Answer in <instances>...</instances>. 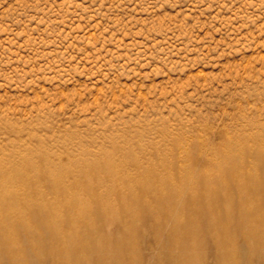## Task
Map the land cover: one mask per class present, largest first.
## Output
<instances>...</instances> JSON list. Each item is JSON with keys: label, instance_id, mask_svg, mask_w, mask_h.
Returning <instances> with one entry per match:
<instances>
[{"label": "rangeland", "instance_id": "1", "mask_svg": "<svg viewBox=\"0 0 264 264\" xmlns=\"http://www.w3.org/2000/svg\"><path fill=\"white\" fill-rule=\"evenodd\" d=\"M236 168L256 177L229 183ZM190 170L230 185L204 244L167 212L117 213L109 188L148 200L140 185ZM0 201L10 225H45L48 205L69 229L99 221L112 246L133 240L116 264H264V0H0ZM42 247L28 261L56 264Z\"/></svg>", "mask_w": 264, "mask_h": 264}, {"label": "bare ground", "instance_id": "2", "mask_svg": "<svg viewBox=\"0 0 264 264\" xmlns=\"http://www.w3.org/2000/svg\"><path fill=\"white\" fill-rule=\"evenodd\" d=\"M167 165L168 164H166V166ZM139 166H142V165H139ZM159 166H161V165H159ZM163 166H165V165H163ZM148 167L147 168L141 167V168H144L147 170ZM169 168H171V167H169ZM164 169L166 170V168H164ZM237 169L238 168H236L235 172L231 173L232 175H231V179H229L230 180L229 183L232 181H235V180H243V182H244L247 178L256 177L254 175V173L244 172L243 170H237ZM109 170H106V171H109ZM151 170H153V169H150V171ZM168 170L169 169L167 168L166 171H168ZM114 171H116V170H114ZM122 171H120V172H122ZM147 171L149 172V170H147ZM141 172H143V171H141ZM172 172H173V170H171V175H174V173H172ZM82 173H84V172H82ZM114 173L115 172H113V174ZM143 173H146V172H143ZM159 173L160 172H158V173L156 172V174H159ZM196 173L197 172H195L193 170H190L188 173L187 172L184 173L183 171H179L178 174H180L183 178L179 179L178 181H173V180L167 181L168 179H166L165 183L161 179L163 184L159 187H156V188L155 187L150 188L148 184H146V185H148L149 188H147V187L145 188L146 185H140L139 189L141 191H143V193L149 194V199H148L149 201L146 199L148 197H145V196L141 197V198L140 197H134L135 194L132 191L134 186H133L132 190H131V188H129L131 194H126V192L124 193V192L118 191V189L116 187H112L113 184L111 185L112 188H109L108 190H110V192H109L110 195H113V194H111V192L117 191V194L120 197L121 203L119 204L118 203L119 201L117 203L120 205L121 208L120 207L119 208L121 210L118 209L119 212L116 211L119 215H124L129 210H132V211L134 210V212H132V214L135 213L134 214V218H135L136 214H138L139 212H142V209L145 208V209L157 210L158 215L160 214L161 217L165 218V216H163V215H165L167 212L169 219L176 220L177 222L180 221V223L184 222L186 220V224L182 226L184 231L196 232V234L198 236V238L196 240V244L202 245L206 241L205 240L206 239V233H207L206 229L216 228L218 225V221L221 218V215L218 214V209H219L220 205L218 204V199L216 196L217 194H215V192H214V186L215 185L216 186L221 185L224 188L223 190L228 191V189H229L228 186H230V185H228V183L227 184L223 183L220 175L217 173L214 175L213 174H207L206 176H198ZM118 174H120V173H118ZM150 174H152V173H150ZM150 176H153V175H150ZM158 176H161V175H158ZM116 177H115V179H117ZM126 177H127V175H126ZM146 177H149V176H146ZM154 177L156 178L157 175ZM131 178H133V177H131ZM161 178H162V176H161ZM135 179L137 180L138 178H135ZM156 179H154V180H156ZM256 179L257 178H255V180ZM122 182L124 183V181H120L119 183H122ZM157 182H159V181H157ZM129 183H131V182H129ZM124 185H126V184H124ZM155 185H157V184H155ZM188 185H189V187L194 186L199 191V193L197 194V201L195 200L192 204L187 203L188 202L187 199L182 197V195L184 193L182 192L181 188L188 186ZM59 186H62V185H59ZM78 186H81V185H78ZM99 186H101L100 183H99ZM104 186H106V185H104ZM104 186L103 187L101 186V187L104 188ZM101 187H99V188H101ZM125 187H128V186H125ZM63 188H65V187H63ZM63 188H62V190L64 191ZM69 188H71V187L69 186ZM69 188H68V190H69ZM75 188H78V187L75 186ZM196 189H194V190H196ZM57 190H59V189L57 188ZM66 190L67 189H65V192H67ZM73 190H70V191H73ZM76 190H78V189H76ZM83 190H85V189H83ZM121 190H122V188H121ZM144 190H145V192H144ZM192 190H193V188H192ZM137 191H139V190H137ZM73 192H75V191H73ZM130 192H128V193H130ZM137 193H139V192H137ZM130 196H132V197H130ZM141 196H142V194H141ZM126 198H128V199H126ZM117 200H119V199H117ZM123 200H126L125 203H127V204H123ZM230 201H231L230 199H225V205L229 208L227 211H229V213L234 215L236 213V208L232 205V202H230ZM8 202H7V204H8ZM101 202H103V200ZM113 202H115V201H113ZM0 203H2V202L0 201ZM198 203L202 204L204 206V208H203V210H201V212H198L197 210L192 209V208H195ZM5 204H6V202H5ZM92 205H93L92 206L93 211H90V213H87L86 216H88V215L94 216L95 211L100 209V207H101V204L99 203V201L96 202L93 200ZM115 205H117V204H115ZM176 205H184V206L189 207V208L192 207L191 210H193V211L189 214V216L187 214L188 217L186 215H184V216L180 215L179 216L177 214L178 212L176 213V211L174 210V206L176 207ZM107 207L111 208L112 206L110 204H108ZM51 208H52V206H49V205L45 206V207H41V206L37 207L36 213L42 214L43 216H45L47 218V222L45 225H43V223H41V222H38V220L36 219V216L34 214H32L30 216L29 222L26 221L22 225H10L11 220H9L8 218H0V264H3L5 261H6L5 263H7V264H31L32 261L29 262L30 261L29 257L30 258L34 257V256H30V255L33 254L32 248L34 247L35 243L37 245L43 246L42 249H43V252H45L44 254L52 253V256L54 258V263L56 262V264H116V263H118V261L120 262V260L122 259L121 256L124 253L125 247L129 248V246H131V247L134 246L133 240H130L129 238L122 240L120 242V244L112 246L110 243V239L108 237H103V235H101V229H102L103 225H100L101 223L99 225H97L99 221L97 222L96 220H94L95 221L94 225H74L73 228L69 229V227L68 228L66 227L67 225H63V223L66 220H64V219L59 220L58 218L49 217ZM111 212H113V211H111ZM112 214H114V213H112ZM48 217L51 218L50 222L48 220ZM112 218H113L112 220L116 219L117 215L112 217ZM127 219L130 220L131 218L130 219L127 218ZM99 220H101V219H99ZM142 220L146 221L145 216ZM89 221L92 222V220H90V219H89ZM69 222L70 221H68V223ZM86 223H87V221H86ZM66 224H67V222H66ZM130 225H133V217L131 219ZM123 229H124V227H123ZM29 230L31 232H33V234L35 236V241H34L35 243L32 246H30L31 245L30 244L29 245L30 247L29 246L28 247L27 246L22 247V245H21L19 239H17V237L18 236L20 237L21 234L26 235V233H28ZM132 230L133 229L131 228V232H133ZM129 233L130 232L128 231L126 233L127 234L126 236H128ZM5 234H8L6 236V238H5ZM208 239H209V237H208ZM36 248H37V246H36ZM182 251H183V249H182ZM48 256L52 257L50 255H48ZM244 258H245V256H244ZM34 260H36L35 257H34ZM249 260H250V258H249ZM36 262H38V261L36 260ZM123 262H125V261H123ZM242 262H244V261H242ZM50 263L52 264L53 262H50ZM35 264H37V263H35Z\"/></svg>", "mask_w": 264, "mask_h": 264}]
</instances>
